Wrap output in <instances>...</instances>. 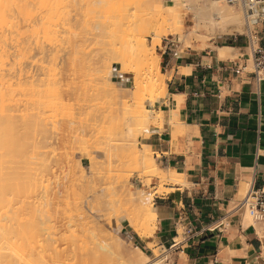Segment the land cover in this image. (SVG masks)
Here are the masks:
<instances>
[{
    "label": "rangeland",
    "instance_id": "374dc122",
    "mask_svg": "<svg viewBox=\"0 0 264 264\" xmlns=\"http://www.w3.org/2000/svg\"><path fill=\"white\" fill-rule=\"evenodd\" d=\"M61 1L55 15L54 1L49 10V2L40 4V12L34 0L32 21L48 27V36L39 37L41 53V43H33L37 31L31 32V213H0V264H122L103 255L99 245L116 248L120 240L130 251L132 243L138 245L124 220L137 215L129 198L146 189L155 207V197L175 184L142 159L148 149L157 163L158 154L144 139L161 122L144 123L139 109L154 110L164 101L162 89L151 85V54L161 62L167 42L204 47L221 34L220 27L198 22L202 2L196 0H180L174 11L166 9L170 0ZM163 79L166 84L167 75ZM6 137L0 134V190L23 159L4 145ZM4 193L9 199L13 194ZM149 247L151 261L170 262L155 243Z\"/></svg>",
    "mask_w": 264,
    "mask_h": 264
},
{
    "label": "crops",
    "instance_id": "0c3cea01",
    "mask_svg": "<svg viewBox=\"0 0 264 264\" xmlns=\"http://www.w3.org/2000/svg\"><path fill=\"white\" fill-rule=\"evenodd\" d=\"M261 12L250 32L221 35L204 47L172 44L161 54L169 96L155 106L163 120L144 143L184 182L155 197L153 235L131 229L149 257L155 243L171 264H264V224L238 208L248 186H264V80L254 75L256 52H264ZM225 47L231 51L223 56Z\"/></svg>",
    "mask_w": 264,
    "mask_h": 264
},
{
    "label": "bare ground",
    "instance_id": "6f19581e",
    "mask_svg": "<svg viewBox=\"0 0 264 264\" xmlns=\"http://www.w3.org/2000/svg\"><path fill=\"white\" fill-rule=\"evenodd\" d=\"M35 1H38L39 5H37V8L39 9V11L40 9L44 8V5L46 6L47 2H49L47 4L49 10L54 1L55 8L53 10V14L55 15L58 14L60 9L62 8L61 6L64 4V2L61 0ZM159 1L162 2L163 0ZM170 1L173 4H170L168 8L165 7L169 11H174L176 6L183 2L180 0ZM196 1L197 4L199 1L202 2L201 7L198 5V9H200L197 10V12H200L197 14L198 22L209 25L211 27H220V36L225 34H233L235 32L242 33L246 29L244 27H247V32H250L252 30L251 20H256L260 14L259 10L264 7L261 2L255 4H247L246 7H244L242 4L231 5L227 3L226 0ZM34 3V0H0V134H7V137L4 140V145L9 148H16L23 158L21 164L18 166L17 174L12 179H9L0 190L1 214L8 213L13 209L14 211H27L31 213V162L27 156V144L29 143L31 127L33 126H31V57L34 54L33 49L35 48L31 49V47L33 46L31 44V32L33 33L34 31H37V34L35 33V38L37 39H35L33 36V38L36 40H33V43H41L40 46L43 45L44 39L46 40L48 36V27L43 28L44 26L42 27V24H40V27L39 25H37L38 22L36 24L32 21L34 19V10L36 11V8L33 9ZM50 3H52L51 6ZM40 4L43 5V8L38 7L40 6ZM59 7L61 8L59 9ZM36 14L38 15V13ZM44 18L45 16L43 17V20ZM41 19L39 20L40 22ZM31 21L34 24V27L32 26L33 24ZM35 24L37 26H35ZM31 27H36V29H32ZM41 30L44 33L46 32L45 37L43 36L45 34ZM38 33L40 36H38ZM39 37H41L43 41L39 39ZM177 39L179 38L177 37ZM159 42L160 40L157 43ZM141 43V49L144 53H147L146 43ZM36 45L38 46V44ZM42 50H44V47L40 50L41 53ZM222 50H226L225 52H227V50L228 52L229 50L231 51L229 47H225L220 50L221 54L223 53ZM44 52L45 50L43 51V53ZM38 53L40 52L38 51ZM151 55L152 59L150 60L149 65H147V68L149 70L148 73H150V76H152L151 85L154 87V90L162 89V99L165 101L169 96V92L163 79L164 74L160 69V56H155L154 53H152ZM154 77L156 78L153 79ZM14 85L16 86L14 87ZM139 110V115L142 116V120L145 121L144 123L146 124L162 122L163 120L162 111L142 108H140ZM171 119L172 121H174L176 117L172 116ZM178 122L182 123L180 121ZM38 124V126L42 125L41 123ZM184 126L187 125L184 124ZM178 127L181 131L185 130V127H183L181 124H178ZM39 129L42 130L41 128ZM147 150L143 152L142 159L148 167L154 168V174L159 175L160 179L162 178L175 184H181L184 182V175L177 173L174 168L163 169L162 167H160L153 160L152 153ZM2 164L3 161L2 159H0V166ZM162 181L163 180H161V182ZM248 187L246 188L247 193L245 194L247 195V197H249L250 195V188ZM7 190H12L13 192L10 199L7 198V194L4 193ZM14 198H16V203H13ZM151 198L152 197H150V195L146 192V189H137L136 194L129 198V202L131 206L137 211V215L134 218L129 216L124 217V220H129V222L131 223V227L141 237L151 236L156 231L158 214L151 202ZM242 208L246 212V215L249 218L250 222H254L250 217L251 215L247 210V206L245 205ZM140 221L142 223H140ZM116 225L119 227V222H116ZM115 243L116 248L111 247L109 244H100L99 248L103 251V255H105L109 259L119 257L122 264H171V262L164 261L165 259H156L151 261L152 259L144 252V250L135 243H132L131 245L132 251H130L131 249H127L126 245L120 242V240L119 243Z\"/></svg>",
    "mask_w": 264,
    "mask_h": 264
},
{
    "label": "built area",
    "instance_id": "2783aa9c",
    "mask_svg": "<svg viewBox=\"0 0 264 264\" xmlns=\"http://www.w3.org/2000/svg\"><path fill=\"white\" fill-rule=\"evenodd\" d=\"M229 4H242L246 7L247 4H255L261 2V0H226ZM172 42H167L166 46L172 45ZM254 75L256 80H264V52L257 51L254 60ZM250 195H245L238 204V208H242L245 205L251 217L255 220L262 221L264 224V186L261 188H255L253 184L250 185Z\"/></svg>",
    "mask_w": 264,
    "mask_h": 264
}]
</instances>
